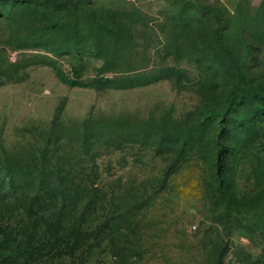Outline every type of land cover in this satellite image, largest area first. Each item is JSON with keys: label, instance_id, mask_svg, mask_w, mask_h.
Here are the masks:
<instances>
[{"label": "rangeland", "instance_id": "374dc122", "mask_svg": "<svg viewBox=\"0 0 264 264\" xmlns=\"http://www.w3.org/2000/svg\"><path fill=\"white\" fill-rule=\"evenodd\" d=\"M82 1H0V181L54 167L89 209L36 264H264V0Z\"/></svg>", "mask_w": 264, "mask_h": 264}, {"label": "trees", "instance_id": "16d2710c", "mask_svg": "<svg viewBox=\"0 0 264 264\" xmlns=\"http://www.w3.org/2000/svg\"><path fill=\"white\" fill-rule=\"evenodd\" d=\"M0 1L33 6L48 5L54 11L65 7L75 9L81 7L83 2L82 0ZM219 35L221 36L220 32ZM55 73L60 81L76 85L74 80L65 77L56 68ZM99 83V80H94L89 85L95 86ZM61 111L62 107L56 111L53 124H57ZM5 165L6 169L0 181V193L3 197L5 193H10L13 200L19 203L25 216V223L23 222L17 230L19 240L11 228L0 224V264H36L44 253H59L62 250L71 253L81 249L84 235L82 218L89 209L87 204L83 213L74 216L73 209L80 201L76 198L77 195L80 197L82 192L77 185L74 187L71 184L67 172L53 171L54 167L43 165L35 170L28 164L23 171H20L19 166L15 167L9 161H5ZM20 260L23 262L20 263Z\"/></svg>", "mask_w": 264, "mask_h": 264}]
</instances>
